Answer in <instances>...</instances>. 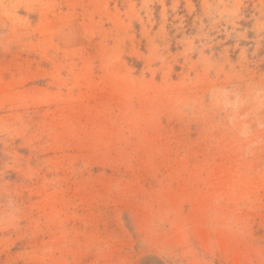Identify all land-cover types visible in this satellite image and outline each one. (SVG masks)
Instances as JSON below:
<instances>
[{"label":"rangeland","instance_id":"1","mask_svg":"<svg viewBox=\"0 0 264 264\" xmlns=\"http://www.w3.org/2000/svg\"><path fill=\"white\" fill-rule=\"evenodd\" d=\"M0 264H264V0H0Z\"/></svg>","mask_w":264,"mask_h":264},{"label":"trees","instance_id":"2","mask_svg":"<svg viewBox=\"0 0 264 264\" xmlns=\"http://www.w3.org/2000/svg\"><path fill=\"white\" fill-rule=\"evenodd\" d=\"M0 155H1V146H0ZM144 264H164V263H162L161 261H155L152 259H150V260L147 259Z\"/></svg>","mask_w":264,"mask_h":264}]
</instances>
